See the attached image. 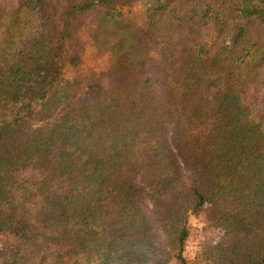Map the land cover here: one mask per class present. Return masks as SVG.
<instances>
[{
	"label": "trees",
	"instance_id": "obj_1",
	"mask_svg": "<svg viewBox=\"0 0 264 264\" xmlns=\"http://www.w3.org/2000/svg\"><path fill=\"white\" fill-rule=\"evenodd\" d=\"M14 1L0 264H264V0Z\"/></svg>",
	"mask_w": 264,
	"mask_h": 264
},
{
	"label": "rangeland",
	"instance_id": "obj_2",
	"mask_svg": "<svg viewBox=\"0 0 264 264\" xmlns=\"http://www.w3.org/2000/svg\"><path fill=\"white\" fill-rule=\"evenodd\" d=\"M11 4L15 5L14 0H6ZM85 64L87 66L93 67L95 70H102L106 64V57H96L94 56L92 50H89L84 57ZM205 212H200L198 214H193L188 220V225L190 229V235L188 237L185 249V255L188 259V264H205L201 260V249L202 245L206 242L213 241L217 239L220 235L219 230L215 227H212L207 221ZM4 241L3 237H0V246ZM177 264V263H174Z\"/></svg>",
	"mask_w": 264,
	"mask_h": 264
}]
</instances>
